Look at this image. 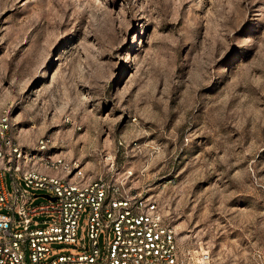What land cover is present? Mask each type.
<instances>
[{
	"label": "rangeland",
	"instance_id": "obj_1",
	"mask_svg": "<svg viewBox=\"0 0 264 264\" xmlns=\"http://www.w3.org/2000/svg\"><path fill=\"white\" fill-rule=\"evenodd\" d=\"M4 112L90 175L144 172L196 260L264 264V0H0Z\"/></svg>",
	"mask_w": 264,
	"mask_h": 264
},
{
	"label": "built area",
	"instance_id": "obj_2",
	"mask_svg": "<svg viewBox=\"0 0 264 264\" xmlns=\"http://www.w3.org/2000/svg\"><path fill=\"white\" fill-rule=\"evenodd\" d=\"M56 148L48 137L25 147L9 113L0 118V264H211L209 251L196 260L186 249L154 194L135 187L144 172H121L110 155L106 170L93 176ZM21 179L55 200L33 204L37 197ZM84 215L89 245L79 237ZM55 244L73 249L62 254Z\"/></svg>",
	"mask_w": 264,
	"mask_h": 264
},
{
	"label": "water",
	"instance_id": "obj_3",
	"mask_svg": "<svg viewBox=\"0 0 264 264\" xmlns=\"http://www.w3.org/2000/svg\"><path fill=\"white\" fill-rule=\"evenodd\" d=\"M38 196L43 197V198H48V199L55 200V198H50V197H49L48 195H46V194L36 195V197H38Z\"/></svg>",
	"mask_w": 264,
	"mask_h": 264
},
{
	"label": "snow or ice",
	"instance_id": "obj_4",
	"mask_svg": "<svg viewBox=\"0 0 264 264\" xmlns=\"http://www.w3.org/2000/svg\"><path fill=\"white\" fill-rule=\"evenodd\" d=\"M131 37H129V39H130Z\"/></svg>",
	"mask_w": 264,
	"mask_h": 264
}]
</instances>
